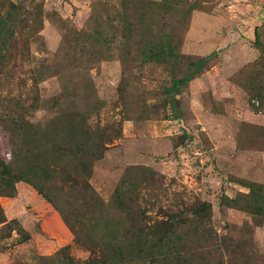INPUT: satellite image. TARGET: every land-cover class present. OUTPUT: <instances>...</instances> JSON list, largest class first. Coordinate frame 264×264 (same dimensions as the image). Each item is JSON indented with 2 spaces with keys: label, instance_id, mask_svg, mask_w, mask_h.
<instances>
[{
  "label": "rangeland",
  "instance_id": "rangeland-1",
  "mask_svg": "<svg viewBox=\"0 0 264 264\" xmlns=\"http://www.w3.org/2000/svg\"><path fill=\"white\" fill-rule=\"evenodd\" d=\"M182 1L0 0V17L15 27L0 66V159L11 163L22 145L10 130L43 128L57 108L83 115L90 132L111 138L88 179L104 206L127 168L145 167L157 181L145 190L150 218L178 198L207 202L216 237L247 241L264 261V0H187L186 19ZM163 2L171 5L158 12ZM140 12L152 15L154 33L172 37L175 59L138 55ZM211 53L177 98L168 94ZM59 98L68 105L57 106ZM14 186L0 210L22 235L3 237L0 224V264H57L64 247L73 264L85 261L50 204L29 185ZM158 186L164 195L155 199Z\"/></svg>",
  "mask_w": 264,
  "mask_h": 264
},
{
  "label": "trees",
  "instance_id": "trees-1",
  "mask_svg": "<svg viewBox=\"0 0 264 264\" xmlns=\"http://www.w3.org/2000/svg\"><path fill=\"white\" fill-rule=\"evenodd\" d=\"M180 2L174 0V4ZM169 5L168 2L159 4L158 12ZM181 5L186 19L191 4L183 0ZM140 13L139 18L146 25L140 24L144 31L140 41L144 46L139 42L138 55L153 62L170 56L175 59L177 55L172 52L169 33L168 36L154 33L152 15ZM12 22L8 17H0V66L4 56L10 58L11 52L6 47L15 33ZM24 53L25 50L19 56L24 57ZM213 55L192 61L180 78L172 80L168 94L178 95L180 87L195 78ZM56 103L65 106L68 100L59 98ZM56 110V116L47 120L43 128L26 123L24 127L15 128L16 133L10 130L12 135L22 139V145L13 154L11 163L6 164L0 159V196L14 197L17 182L32 187L57 212L74 244L88 252L87 259L81 264H264L253 257L251 243L216 237L209 223L210 205L207 202L188 204L178 198L175 205L159 208L158 218H150L143 206L148 205L144 196L151 194H146L145 190L157 181L155 174L145 167L127 168L113 190L110 202L104 206L88 179L91 164L102 157L104 144L111 138L97 131L90 132L85 116ZM154 189L161 191L160 186L151 188L153 192ZM250 190L253 194L247 197L252 201L255 192ZM160 195H164V191L153 196L156 199ZM0 224H4L2 228L6 230L3 237H8L11 231L22 235L17 226L10 229V224L16 223L14 220L6 222L1 210ZM27 239L24 235L22 242ZM67 249L59 250L52 260L57 264H73Z\"/></svg>",
  "mask_w": 264,
  "mask_h": 264
},
{
  "label": "water",
  "instance_id": "water-1",
  "mask_svg": "<svg viewBox=\"0 0 264 264\" xmlns=\"http://www.w3.org/2000/svg\"><path fill=\"white\" fill-rule=\"evenodd\" d=\"M176 98L178 97V95L175 96Z\"/></svg>",
  "mask_w": 264,
  "mask_h": 264
},
{
  "label": "crops",
  "instance_id": "crops-1",
  "mask_svg": "<svg viewBox=\"0 0 264 264\" xmlns=\"http://www.w3.org/2000/svg\"><path fill=\"white\" fill-rule=\"evenodd\" d=\"M263 19H264V15H263Z\"/></svg>",
  "mask_w": 264,
  "mask_h": 264
}]
</instances>
